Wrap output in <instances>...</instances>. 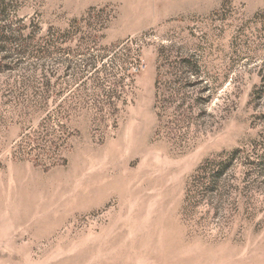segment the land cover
<instances>
[{
    "label": "rangeland",
    "instance_id": "rangeland-1",
    "mask_svg": "<svg viewBox=\"0 0 264 264\" xmlns=\"http://www.w3.org/2000/svg\"><path fill=\"white\" fill-rule=\"evenodd\" d=\"M0 264H264V0H0Z\"/></svg>",
    "mask_w": 264,
    "mask_h": 264
}]
</instances>
